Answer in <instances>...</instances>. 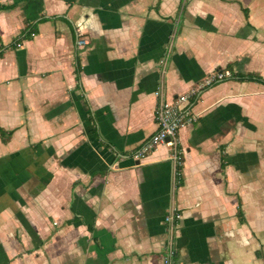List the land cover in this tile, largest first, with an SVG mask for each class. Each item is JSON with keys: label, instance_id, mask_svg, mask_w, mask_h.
Wrapping results in <instances>:
<instances>
[{"label": "crops", "instance_id": "0c3cea01", "mask_svg": "<svg viewBox=\"0 0 264 264\" xmlns=\"http://www.w3.org/2000/svg\"><path fill=\"white\" fill-rule=\"evenodd\" d=\"M218 69L264 78V0H0V264H163L172 205L173 264H264L263 84L200 92L179 180L166 145L134 157L156 88Z\"/></svg>", "mask_w": 264, "mask_h": 264}, {"label": "built area", "instance_id": "2783aa9c", "mask_svg": "<svg viewBox=\"0 0 264 264\" xmlns=\"http://www.w3.org/2000/svg\"><path fill=\"white\" fill-rule=\"evenodd\" d=\"M87 44L86 40L78 37L76 45L82 47ZM233 73L229 69L215 70L212 74L201 81L198 86L189 92L178 94L172 99H167L164 89L160 84L154 95L157 99L154 110V120L157 126L156 131L143 141L134 153L136 159H142L153 152L159 145L169 147L171 159L174 164V173L178 175V168H181L183 156L179 150L178 132L184 125H191L197 119L192 112V107L200 92L212 85L226 79H231ZM192 98L195 100L192 102ZM182 219L180 210L172 205L163 216L166 238L162 246L161 261L163 264H173L177 254L175 237L178 225Z\"/></svg>", "mask_w": 264, "mask_h": 264}, {"label": "trees", "instance_id": "16d2710c", "mask_svg": "<svg viewBox=\"0 0 264 264\" xmlns=\"http://www.w3.org/2000/svg\"><path fill=\"white\" fill-rule=\"evenodd\" d=\"M36 24L27 25L23 29V31L21 32L20 36L15 40L14 45L16 46L17 43H21V41H23V40L30 39L31 33L36 34L37 33V30L35 28ZM218 70H220V69H218ZM79 73H80V65L77 63L76 68H75V74H76V79L78 81L80 79ZM231 79H235V80H239V81H255V82H259V83L264 85V78L262 76H260L259 74H256V73H247V74L234 73L233 77ZM217 83H213L209 87H211ZM206 88H208V87H206ZM206 88H204L203 90H205ZM192 99H193L192 100V102H193L195 100V98H192ZM88 119L89 120L92 119L90 114H88ZM12 134H13L12 130H5V129L0 128V139L3 143H6L7 140H9L11 138ZM178 172L179 173L177 175V178L179 180L180 174H181V168H178Z\"/></svg>", "mask_w": 264, "mask_h": 264}]
</instances>
